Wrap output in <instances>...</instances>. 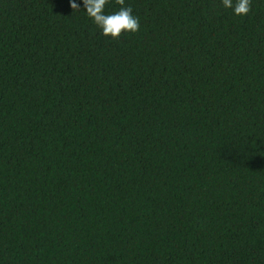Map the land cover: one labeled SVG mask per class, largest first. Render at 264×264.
<instances>
[{"label":"trees","instance_id":"trees-1","mask_svg":"<svg viewBox=\"0 0 264 264\" xmlns=\"http://www.w3.org/2000/svg\"><path fill=\"white\" fill-rule=\"evenodd\" d=\"M74 2L0 0V264H264V0Z\"/></svg>","mask_w":264,"mask_h":264},{"label":"clouds","instance_id":"clouds-1","mask_svg":"<svg viewBox=\"0 0 264 264\" xmlns=\"http://www.w3.org/2000/svg\"><path fill=\"white\" fill-rule=\"evenodd\" d=\"M86 14L97 25L105 37L118 40L122 34H135L140 29L139 18L134 16L131 6H125V0H115L119 6L118 11L105 14V7L109 0H82ZM222 6L232 9L236 16H248L252 11V0H222ZM73 12L80 11L79 5L70 0Z\"/></svg>","mask_w":264,"mask_h":264}]
</instances>
